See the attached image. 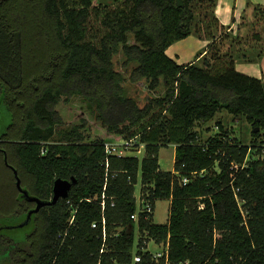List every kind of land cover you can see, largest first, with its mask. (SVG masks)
<instances>
[{"label": "trees", "instance_id": "obj_1", "mask_svg": "<svg viewBox=\"0 0 264 264\" xmlns=\"http://www.w3.org/2000/svg\"><path fill=\"white\" fill-rule=\"evenodd\" d=\"M216 3L0 0V104L12 118L0 132V165L15 167L22 185L42 199L52 198L57 178L77 180L66 198L33 215L39 224L22 240L0 231V264H166L148 250L151 240L168 246L171 264H264V158H250L253 149L264 151V132L255 128L264 127V81L236 68L264 57V30L257 29L264 5L255 6L256 20L242 37L219 20ZM190 35L209 40L196 55L201 64L178 63L166 52ZM119 44L125 65L138 63L131 79L145 78L156 89L163 78L164 95L141 107L124 96L125 77L112 62ZM103 77L113 92L106 93ZM62 80L88 83L100 94L98 128L82 120L56 130L65 123L57 106L70 99L57 87ZM114 105L123 113L114 115ZM222 110L246 117L252 143L221 122L202 139L200 123ZM15 119L22 124L12 134ZM54 132L60 140H51ZM116 137L143 145L144 156L107 153L105 143ZM169 144L175 161L165 170L160 149ZM138 182L145 200L136 220ZM160 198L170 200L165 224L153 223L144 206L149 201L155 209ZM32 206L8 192L0 199V226L5 218L24 219Z\"/></svg>", "mask_w": 264, "mask_h": 264}, {"label": "rangeland", "instance_id": "obj_2", "mask_svg": "<svg viewBox=\"0 0 264 264\" xmlns=\"http://www.w3.org/2000/svg\"><path fill=\"white\" fill-rule=\"evenodd\" d=\"M94 1L99 2L100 0H94ZM247 41L250 42L249 39ZM134 42H135L134 38L130 34L129 43L132 44ZM227 44H229V41H227L226 46H228ZM226 46L224 50H226L227 48ZM200 50H202V48ZM200 50L196 52L194 58H196V55ZM126 60L127 57L123 51L122 45L119 44L118 52L113 55L112 62H113L114 70L122 73L123 76L125 77V81L122 83V86L125 89V93H124L125 97L133 98L135 102H137V104L141 107L147 102L148 98L164 95L166 86L164 84L163 78L161 79V82L156 89H151L149 87V82L145 78L133 81L131 79L132 72L135 69V67L138 65V63L136 61H132L130 62V64L125 65ZM195 60H197L196 61L197 63L201 64L203 58H196ZM102 82L107 87L106 93L113 92L112 90L113 86L109 85L108 80L105 77H103ZM56 84L57 87H59V89L62 92L70 95V99L68 100L69 103H66L63 99L60 101V103L57 106L60 109L59 111L62 114L65 123L57 124L56 130L57 131L63 130L65 128L70 127L72 124L81 122L82 120H86L88 126L90 127L97 126L96 128H98L100 123L96 117L98 115L99 107L97 106L98 102L96 101L95 97L96 96L101 97V96L100 94H97V92L94 91V87L88 83L86 84L77 81L68 82L62 80L61 82ZM103 103H104V99H103ZM119 113L120 114L123 113L122 106L114 105L113 114L118 115ZM15 120H13L12 134H16V131L19 128L17 126L19 125L21 126L22 124V120L19 119L18 120L15 119ZM11 121L12 118L10 114L8 115L7 113H5L0 109V132L7 130ZM16 122L18 124H16ZM219 122L223 124L224 128L228 127L233 137L241 139L243 142L247 144L252 143L254 139L253 136L254 128L252 124L249 121H247L244 115L235 117L227 110H222L218 112L213 119L207 122L200 123L198 129L200 131V134L202 135L203 140H205L208 136L214 135L217 131H220V129L218 128ZM257 127L259 128L258 131L260 130L261 132H264V127L261 126H257ZM51 140L52 141L60 140V135L54 132L53 138ZM124 140H125L124 138L116 137L114 138V140L111 141L115 143L118 148L123 149V145L121 143L124 142ZM144 151H145L144 147L140 146L139 150H135L134 148H132L131 151L127 152V155H136L139 158H142L144 156ZM4 154H5V162H6V158L8 161V155L6 151H4ZM250 155H251L250 156L251 159L264 158V151L260 152L259 154L257 150L255 151V149H253ZM159 160L162 169L172 170L175 161V144H169L168 146L161 147ZM12 170L13 169L6 167L5 164L3 163L0 165V199L4 197V195H6L8 192L14 193L15 196L20 195L18 194L19 189H17L18 187L16 185V177L14 171ZM141 192H142V184L141 182H138L135 189L138 209L142 197ZM35 205L36 203L34 202V206H32L31 208L35 207ZM0 212L5 213L6 211L0 209ZM169 217H170V200L167 198L157 199L155 201V209L152 216V222L155 224H165L169 221ZM22 220L23 217L5 218L2 222H4V224H16ZM38 224H39V220H36L33 217L31 222L27 226L15 230H9L8 232L10 233L11 236L15 237L16 240H22L23 238L26 237L27 233L34 230ZM138 240H139V231L138 228H136V242H135L136 247L138 245ZM162 249L163 246L154 243L153 240H151L148 244V250L152 252L161 251Z\"/></svg>", "mask_w": 264, "mask_h": 264}, {"label": "crops", "instance_id": "obj_3", "mask_svg": "<svg viewBox=\"0 0 264 264\" xmlns=\"http://www.w3.org/2000/svg\"><path fill=\"white\" fill-rule=\"evenodd\" d=\"M264 5V0H217L215 13L219 20L230 25L235 35H248L251 23L255 22V6ZM258 30H264V23L257 25ZM251 41V40H250ZM209 40L195 35L173 43L166 50L167 54L178 63L194 61L196 52L206 47ZM238 71L258 77L264 81V57L258 62H237Z\"/></svg>", "mask_w": 264, "mask_h": 264}, {"label": "water", "instance_id": "obj_4", "mask_svg": "<svg viewBox=\"0 0 264 264\" xmlns=\"http://www.w3.org/2000/svg\"><path fill=\"white\" fill-rule=\"evenodd\" d=\"M1 109V104H0ZM259 128H256V131ZM7 162V158H6ZM15 177H16V185L20 191V196L23 198H26L29 201L35 202V207L31 208L27 214L26 217L16 224H3L0 226V231L2 229L5 230H15L18 228H23L24 226H27L32 218L33 215L40 211V209L47 205L56 204L61 198H66L69 195V192L73 186L77 182V180L74 177H71L70 179L65 178H57L54 181L53 184V196L51 199H42L34 194H32L26 187L22 185L21 178L19 176L18 170L15 167H12Z\"/></svg>", "mask_w": 264, "mask_h": 264}, {"label": "built area", "instance_id": "obj_5", "mask_svg": "<svg viewBox=\"0 0 264 264\" xmlns=\"http://www.w3.org/2000/svg\"><path fill=\"white\" fill-rule=\"evenodd\" d=\"M123 145V149H120L117 147V145L115 143H113L112 141H107L105 143V147H106V152L109 153V154H117L119 156H124V155H127V152L128 151H131L132 148H134L135 150H139V147H136L134 146V143L132 140H124V142L121 143ZM143 146V145H141ZM131 149V150H130ZM105 198H106V195L103 193L102 195V201H101V204H102V208L105 209V205H106V201H105ZM145 199H143V197H141V203L144 202ZM146 207V211L147 212H154V206L151 202H147L145 203L144 205ZM140 207V205H139ZM132 217L134 219H138L139 217V209L137 210V212L135 214L132 215ZM98 223L95 221L92 223V226L94 228L98 227L97 225ZM102 229H103V239L106 240V236H107V221L105 218L102 219ZM104 251V247L101 249V252ZM153 257L155 259H162L164 258L165 259V262L166 264H171L170 261H169V257H168V246H164V248L161 250V251H157V252H153ZM135 261L136 262H140L142 261L141 260V255H136L134 257ZM188 263V262H186ZM179 264H184V263H179Z\"/></svg>", "mask_w": 264, "mask_h": 264}]
</instances>
